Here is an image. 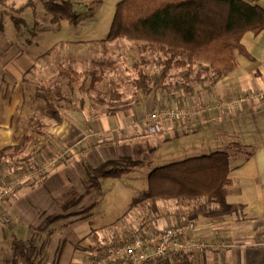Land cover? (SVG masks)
I'll return each instance as SVG.
<instances>
[{
	"label": "crops",
	"instance_id": "1",
	"mask_svg": "<svg viewBox=\"0 0 264 264\" xmlns=\"http://www.w3.org/2000/svg\"><path fill=\"white\" fill-rule=\"evenodd\" d=\"M7 4L0 2V149L19 144L31 131L29 119L39 113L52 114L40 106L37 94L44 91L36 89L37 81L24 80L28 69L33 71L32 80L50 77V64L41 61L35 68L45 53L20 45L13 32L8 35L9 28L15 29L11 11L16 9H8ZM242 43L249 56L236 53L233 72L213 86H198L194 96L185 97L203 105L202 111L193 120L164 121L157 132L145 123L144 104L150 96L136 87L135 79V88L126 91L121 105L97 95L86 101L80 88L75 93L74 85H69L71 95L64 94L57 105L61 121L50 126L47 135L32 131L27 145L29 151L43 150L55 158L53 166L45 176L24 184L0 208V264H93L96 243L103 247L139 229L157 231L186 219L195 221L198 237L218 247L182 255L172 264H264V98L241 99L248 92H264V31L247 32ZM49 131L61 143L56 157L49 147ZM216 151L230 155V182L216 199H172V217L165 221L157 219L159 201L143 202L148 206L146 216L157 211L145 224L137 222L134 214L117 234L96 231L107 223L97 221L98 190L90 184V175L104 163H127L126 174L147 178L153 168L169 163L160 164V159L176 162ZM55 177L59 183L46 184ZM70 196H74V207L66 212ZM14 239L27 242L31 252L16 255Z\"/></svg>",
	"mask_w": 264,
	"mask_h": 264
},
{
	"label": "trees",
	"instance_id": "2",
	"mask_svg": "<svg viewBox=\"0 0 264 264\" xmlns=\"http://www.w3.org/2000/svg\"><path fill=\"white\" fill-rule=\"evenodd\" d=\"M5 1L0 0L2 4ZM41 1L45 10L53 15L54 23L61 18L77 22L79 14L74 8V0ZM29 6L36 13L35 0H28L24 8ZM262 31L264 7L248 0H121L116 5L110 32L103 40V45L106 51L109 49V42L125 38L143 53L159 55L158 61L163 67L157 73H142L136 80V87L144 96H149L154 91L167 94L172 90L174 99L185 102V97H192L197 93L198 86L205 83L213 86L233 72L237 65L236 53L249 56L242 43L243 36L247 32L259 34ZM144 62L147 63L146 58ZM93 64L108 66L111 63L109 59H105L94 61ZM57 65L60 74L67 76L71 84L77 81L80 73L73 66L62 62ZM171 70L175 71L176 77L168 82ZM91 74L95 75V71ZM112 85L115 88L121 86L118 82ZM58 92L61 90L58 89ZM111 93L116 101L123 96L117 90H112ZM37 95L44 100L55 121L60 122L62 116L56 104L44 93ZM27 123L31 131L35 132V125L40 135L48 134L42 120L31 118ZM31 141L32 135L27 134L24 143L0 149V179H18L29 170L38 171L41 168L48 153L43 150L24 153ZM229 166V153L216 151L155 167L147 177L146 190L135 202L147 201L153 205L162 199L190 201L205 198L212 201L230 182ZM126 171L125 165L106 162L90 175V184L99 187L101 178L120 177ZM46 174L45 171L38 176ZM30 179L28 181L34 178ZM134 234L136 233L131 236ZM116 244L101 247L96 243L93 245L94 255L100 254L104 247ZM13 247L16 255L24 256L31 252L27 242L18 239H14Z\"/></svg>",
	"mask_w": 264,
	"mask_h": 264
},
{
	"label": "rangeland",
	"instance_id": "3",
	"mask_svg": "<svg viewBox=\"0 0 264 264\" xmlns=\"http://www.w3.org/2000/svg\"><path fill=\"white\" fill-rule=\"evenodd\" d=\"M11 1L12 3L9 4V0H6V3H8L7 5L10 7L7 8L10 10L16 9L11 11V13L15 16L14 18H16V21H12V27H15V29L13 31L12 28H9L10 33H8V35L11 36L13 32V37L17 38V43L20 45L32 46L35 48V52L45 53V58L37 61L35 68L39 67V62L41 61L48 62L50 64L49 66L47 65L50 77L42 79L40 82L37 79L32 80L31 74L33 71H29L28 69L24 80L27 83H35L37 81L36 89L43 90L44 92L41 93L47 95L52 102L56 104V106L62 100L61 95L70 94L71 91L69 89V85H74L76 90L74 91L75 93L78 88H80L81 96L86 101H88V96L92 97L95 95H97L98 98H110L115 101L112 97V90H117V92L124 91L122 97L117 98V96H115L119 99L117 100V103L120 105L124 104L122 98L125 96L124 94L126 91L129 89L131 91V89L135 88L132 86L134 81L133 79L137 80V78L144 72H149L151 74L155 72L157 73L163 67V64H160L158 61L159 55L143 53L139 50V48H137V46H134L125 38L109 42V49L106 51L104 50L103 40L110 32L116 5L121 0H74V8L79 14L77 22L61 18L57 23L52 21L53 15L45 10L41 0H35L37 7L36 13L33 11L32 6L24 8L28 0ZM248 1L264 7V0ZM145 58L147 63L144 62ZM105 59H109L111 64L108 66H95L93 64L94 61H102ZM59 62L73 66L74 69L80 73L77 81L71 84L67 76L60 74L59 67L57 65ZM93 71H95V75L91 74ZM172 71L174 74H172ZM175 77V71L171 70L167 81L172 82V79ZM116 82L120 83L121 86L115 88L112 84ZM123 84L126 86L125 88H123ZM57 88L60 90L62 89L63 91L61 90V92H58ZM261 94H263V97H260ZM149 96L150 99H146L144 104V120L148 113L155 110H161V108L164 107H191L197 110L196 108L200 106L201 111L203 109V105L201 106V104L195 103L192 100H185L184 102L183 100L178 101L174 99L172 97V90L167 94L162 91H154V93H151ZM248 96L264 98V92L261 90L255 93L248 92L246 96L243 95L241 99L248 98ZM96 101L99 103L97 99ZM75 103L79 104V101L75 100ZM225 103L226 104L223 105V102H220V105L226 107L228 102ZM119 104L118 107H120ZM40 106L44 109L46 108L47 112H49V108L44 100L40 101ZM195 117L196 116H184L181 117V119L193 120ZM35 119H40L45 122L44 130H49L50 126L57 123L52 115H47L45 117L41 116L39 113L35 116ZM169 120L172 121L180 119L168 118L165 121ZM33 129L35 131L34 135H40L38 133L37 126L34 125ZM32 133L33 132L30 131L28 132V135H32ZM26 135L21 138L19 144L24 143ZM48 136L49 137L47 138L50 140V150L54 153L53 157H56L58 152H55V150L58 149L59 151V148L61 147L60 140L55 134L50 133V131ZM36 144L39 145V143ZM28 151L29 150L27 148V150H24V153ZM165 159H160L158 163H170L172 161V158H169L170 160ZM54 160L55 158H52V156H45L44 164L40 169H38V171L29 170L26 174L31 175L29 177L31 179L36 178L40 173L47 171L50 166H53ZM155 163L156 162L154 161L153 165L157 166ZM125 165H127V163ZM144 171L146 172L147 169ZM126 172L121 174L120 177L105 178L100 181L99 187L96 186L98 190L96 218L98 219V222L107 223L104 228L100 227L96 230L100 235L110 236L112 234H117L120 231L121 225L127 222L130 217H133L134 214L136 215L135 220L139 223L143 222L144 224L146 223L144 221L152 218L151 215L153 212L154 216H156V210L148 212L149 215L146 216L148 206L144 205L143 202H135L146 190L148 185L147 178L143 176L134 179L133 176L126 174ZM59 181L60 180L55 177L52 179L51 183L46 184L52 185L55 182L59 183ZM106 193L108 194V197L105 196L107 195ZM67 199L68 203L66 204L64 211L69 212L74 207V196L67 197L66 200ZM158 201L160 214L157 219L165 221L171 218L172 199L170 201L164 199ZM144 202L148 203L147 201ZM129 206L133 207L126 212V210L129 209ZM139 230L140 231H135V233L141 232L143 229ZM131 235L132 234L129 236ZM119 241H114L111 244H118ZM92 254H94V252H92Z\"/></svg>",
	"mask_w": 264,
	"mask_h": 264
},
{
	"label": "built area",
	"instance_id": "4",
	"mask_svg": "<svg viewBox=\"0 0 264 264\" xmlns=\"http://www.w3.org/2000/svg\"><path fill=\"white\" fill-rule=\"evenodd\" d=\"M260 97H263V94ZM225 104L223 102V105ZM196 109L164 107L161 110L148 113L145 116V122L151 132H157L160 130V123L166 119L196 116L201 112V107ZM28 175L13 180H8L6 177L0 179V207L18 188L27 183L31 176ZM4 220L8 221L9 218L4 217ZM195 230L196 223L192 219L169 225L154 232L143 230L115 246L104 247L100 254H96L93 264H172L173 259L182 255L218 247L198 237Z\"/></svg>",
	"mask_w": 264,
	"mask_h": 264
}]
</instances>
